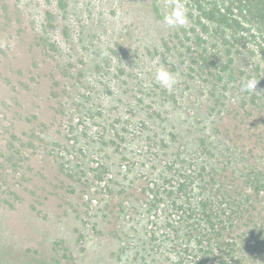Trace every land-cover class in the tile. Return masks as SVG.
I'll use <instances>...</instances> for the list:
<instances>
[{
    "label": "rangeland",
    "instance_id": "1",
    "mask_svg": "<svg viewBox=\"0 0 264 264\" xmlns=\"http://www.w3.org/2000/svg\"><path fill=\"white\" fill-rule=\"evenodd\" d=\"M176 2L0 0V264L38 258L41 264H123L114 252L121 242L135 245L137 234L127 238L125 229L113 239L107 231L122 216L115 214L121 197L113 195L134 185L110 183L111 175L121 181L128 169L112 147L99 156L91 149L100 148L95 129L103 119L123 122L128 103L150 101V88L166 90L156 80L161 67L174 74L172 89L184 90L191 110L192 157L207 169L221 164V183L238 192L246 166L264 173V60L256 32L236 17L223 42L203 35L181 47L179 27L163 22ZM179 2L189 21L190 0ZM204 45L213 53L220 48L209 70L197 56L208 53ZM251 78L258 80L256 93L242 90ZM128 143L143 163L144 144ZM155 167L147 163L131 191L137 205ZM103 199L109 207L113 199L112 212L102 210ZM159 264L170 262L163 257Z\"/></svg>",
    "mask_w": 264,
    "mask_h": 264
},
{
    "label": "trees",
    "instance_id": "2",
    "mask_svg": "<svg viewBox=\"0 0 264 264\" xmlns=\"http://www.w3.org/2000/svg\"><path fill=\"white\" fill-rule=\"evenodd\" d=\"M214 1L208 4L205 0H190L189 22L175 31L183 41L181 47L193 45L189 37L195 42L203 35L206 39L223 42L221 39L234 30L230 23L237 24L236 17H240V21L251 25L256 32L259 40L257 51L264 60V0ZM205 47L208 53L199 51L197 56L200 64L209 70L220 48L213 53ZM149 90L150 101L135 98L136 102L128 103V115L123 122L106 118L103 119L106 124L103 125V121L97 127H102L101 133L95 129L97 137L93 140L97 144L100 139L101 145L99 150L92 148V154L99 156L101 151H109L112 147L121 156L122 166L128 168L121 181L115 174L111 175L110 183L121 182L123 188L128 184L136 187L147 163L153 162V167L156 166L149 174L152 180L143 183V201L139 205L131 192L134 187L128 194L113 195V198L121 197L115 214L122 213V216L116 217L117 225L107 233L113 239L125 233V229L127 238L135 237L133 231L137 234L136 244L130 248L127 249V242L117 246L115 258L125 264L124 256L127 257V252L133 249V257L128 258V264H159L163 257L170 264H264V173L250 166H246L249 170L243 168L248 173L243 174L240 180V192L228 188L229 184L221 183L224 174L221 164L207 169L202 164L205 161L198 162L189 153V132L194 122L187 116L191 110L184 90ZM83 108L88 112L85 103ZM195 109V116L199 115ZM122 130L124 135L120 133ZM128 135L132 139L124 141ZM138 141L144 144L143 163L136 160L135 149L127 147L128 142ZM84 146L89 145L85 143ZM202 147H205L204 142ZM99 169L92 171L95 176L99 175ZM165 173L169 176L166 181L162 179ZM105 189L111 191L109 185ZM101 201L102 210L113 211V199L109 201L110 207L104 199ZM126 212H129V222H132L129 229L122 221ZM99 225H102L101 221ZM26 262L41 264L42 261L38 258Z\"/></svg>",
    "mask_w": 264,
    "mask_h": 264
},
{
    "label": "clouds",
    "instance_id": "3",
    "mask_svg": "<svg viewBox=\"0 0 264 264\" xmlns=\"http://www.w3.org/2000/svg\"><path fill=\"white\" fill-rule=\"evenodd\" d=\"M169 27H185L188 24V17L186 9L183 5L177 0L175 5L172 8V11L164 17L163 21ZM156 80L160 85L166 90H171L176 84V79L173 73H170L163 67L159 68L156 72ZM258 80L251 78L243 85L242 90L246 92L256 93V87Z\"/></svg>",
    "mask_w": 264,
    "mask_h": 264
}]
</instances>
